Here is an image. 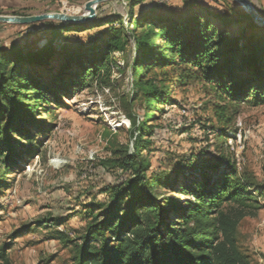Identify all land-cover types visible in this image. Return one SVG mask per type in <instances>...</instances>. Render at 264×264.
I'll use <instances>...</instances> for the list:
<instances>
[{
    "label": "trees",
    "instance_id": "16d2710c",
    "mask_svg": "<svg viewBox=\"0 0 264 264\" xmlns=\"http://www.w3.org/2000/svg\"><path fill=\"white\" fill-rule=\"evenodd\" d=\"M158 7L131 0L128 22L99 15L81 25L46 22L53 28L44 47L0 46V197L11 177L41 156L38 138L53 132L52 115L66 99L92 86L113 91L114 54L126 53L132 38V95L123 93L120 101L133 152L120 147L108 162L121 178L85 208L84 234L78 240L60 234L59 240L71 247L72 264H253L239 246V227L264 209V187L254 176L224 156L201 167L191 156L182 166L150 175L145 153L161 135L150 124L178 105L175 89L203 86L218 123L213 134L225 141L236 132L241 105L264 104V29L243 10L222 16L199 0L190 3L188 17ZM95 29L104 31L88 44L70 41ZM138 107L141 117L134 114ZM0 263L10 264L5 248Z\"/></svg>",
    "mask_w": 264,
    "mask_h": 264
},
{
    "label": "rangeland",
    "instance_id": "374dc122",
    "mask_svg": "<svg viewBox=\"0 0 264 264\" xmlns=\"http://www.w3.org/2000/svg\"><path fill=\"white\" fill-rule=\"evenodd\" d=\"M20 1V8L11 9L17 14H10L6 9L0 10L1 15L63 12L80 16L91 0ZM130 1L106 2L97 8V15L101 19L118 16L128 22ZM193 1L148 0L153 5L160 3L162 7L158 9L163 14L183 17H188ZM199 1L201 4L208 1L222 16L230 17L232 9L243 10L232 0H229L230 4L224 0ZM250 1L264 16V0ZM51 28L53 25L46 22L30 28L0 24V46L16 43L29 49L42 48L51 39ZM103 31L95 29L93 33L72 35L70 41L88 44ZM126 50V53L114 54L113 91L108 87L92 86L76 97L66 99L65 105L52 115L53 132L38 138L44 143L41 156L29 161L9 180L11 187L0 197V248L7 249L10 264H72L71 247L59 240L60 234L78 240L88 224L85 208L95 200H102L104 188L121 178L120 170L112 169L108 162L120 147H129L133 152L130 122L129 125L124 123L129 119L120 101L123 93L132 95L133 64L137 58L132 38ZM157 74H151L149 78ZM169 78L175 80L171 73ZM171 94L178 105L166 108L164 115L150 124L161 131L152 149L145 153L152 163L150 175L182 166L184 158L191 156L194 167L206 166L222 156L235 162L239 157L246 162L242 172L253 175L264 187V104L240 106L234 126L241 123L244 130L252 132L258 139H247L245 148L234 152L226 150L224 138L213 134L218 123L212 119V97L201 84L192 83ZM134 114L141 117L143 110L138 107ZM55 160L62 161L63 165ZM239 246L253 264H264V209L256 217L242 221Z\"/></svg>",
    "mask_w": 264,
    "mask_h": 264
},
{
    "label": "water",
    "instance_id": "95a60500",
    "mask_svg": "<svg viewBox=\"0 0 264 264\" xmlns=\"http://www.w3.org/2000/svg\"><path fill=\"white\" fill-rule=\"evenodd\" d=\"M113 0H91L85 5V13L83 15H71L68 13H46L40 15L29 16H2L0 15V24H11L17 26H30L44 22H60L64 24L81 25L93 21L97 18V8ZM238 3L245 13L253 20L254 24L264 29V16L256 9L250 0H232Z\"/></svg>",
    "mask_w": 264,
    "mask_h": 264
},
{
    "label": "built area",
    "instance_id": "2783aa9c",
    "mask_svg": "<svg viewBox=\"0 0 264 264\" xmlns=\"http://www.w3.org/2000/svg\"><path fill=\"white\" fill-rule=\"evenodd\" d=\"M236 132H230L229 137L226 139L225 148L228 151L240 150L245 148V141L252 137V132L243 129L241 123L236 124ZM237 153V152H236ZM245 160L237 157L236 164L239 171H242L245 166Z\"/></svg>",
    "mask_w": 264,
    "mask_h": 264
},
{
    "label": "crops",
    "instance_id": "0c3cea01",
    "mask_svg": "<svg viewBox=\"0 0 264 264\" xmlns=\"http://www.w3.org/2000/svg\"><path fill=\"white\" fill-rule=\"evenodd\" d=\"M205 4L210 6L208 1ZM21 5H22V2L20 0H0V10L9 9L10 11H8V12L10 14H17L18 12L16 10H11V9H16L18 7L20 8ZM8 12H3L2 14H9ZM22 13H25V12H21V14ZM27 13H29V12H27ZM254 138L256 139L257 137L252 135L251 139H254Z\"/></svg>",
    "mask_w": 264,
    "mask_h": 264
},
{
    "label": "bare ground",
    "instance_id": "6f19581e",
    "mask_svg": "<svg viewBox=\"0 0 264 264\" xmlns=\"http://www.w3.org/2000/svg\"><path fill=\"white\" fill-rule=\"evenodd\" d=\"M124 123H125L126 125H129L128 120H126V119L124 120ZM54 162L57 163V164H61V165H63V162L60 161V160H55Z\"/></svg>",
    "mask_w": 264,
    "mask_h": 264
}]
</instances>
